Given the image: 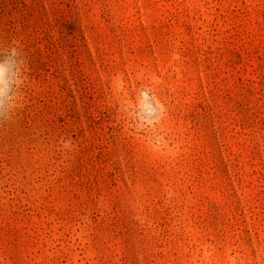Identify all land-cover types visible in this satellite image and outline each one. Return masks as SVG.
Returning <instances> with one entry per match:
<instances>
[{"label": "rangeland", "instance_id": "rangeland-1", "mask_svg": "<svg viewBox=\"0 0 264 264\" xmlns=\"http://www.w3.org/2000/svg\"><path fill=\"white\" fill-rule=\"evenodd\" d=\"M10 44L0 264H264V0H0Z\"/></svg>", "mask_w": 264, "mask_h": 264}, {"label": "clouds", "instance_id": "clouds-1", "mask_svg": "<svg viewBox=\"0 0 264 264\" xmlns=\"http://www.w3.org/2000/svg\"><path fill=\"white\" fill-rule=\"evenodd\" d=\"M25 69L26 60L19 45L10 44L0 53V123L11 121L16 114Z\"/></svg>", "mask_w": 264, "mask_h": 264}]
</instances>
